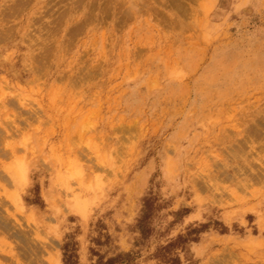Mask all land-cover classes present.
<instances>
[{
  "label": "rangeland",
  "instance_id": "374dc122",
  "mask_svg": "<svg viewBox=\"0 0 264 264\" xmlns=\"http://www.w3.org/2000/svg\"><path fill=\"white\" fill-rule=\"evenodd\" d=\"M0 264H264V0H0Z\"/></svg>",
  "mask_w": 264,
  "mask_h": 264
}]
</instances>
